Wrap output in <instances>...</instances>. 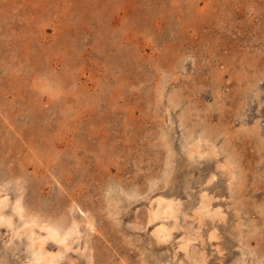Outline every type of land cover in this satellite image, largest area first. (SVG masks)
I'll return each instance as SVG.
<instances>
[{
  "label": "rangeland",
  "instance_id": "1",
  "mask_svg": "<svg viewBox=\"0 0 264 264\" xmlns=\"http://www.w3.org/2000/svg\"><path fill=\"white\" fill-rule=\"evenodd\" d=\"M2 194L0 264H264V0H0Z\"/></svg>",
  "mask_w": 264,
  "mask_h": 264
},
{
  "label": "bare ground",
  "instance_id": "2",
  "mask_svg": "<svg viewBox=\"0 0 264 264\" xmlns=\"http://www.w3.org/2000/svg\"><path fill=\"white\" fill-rule=\"evenodd\" d=\"M7 200L8 197L6 195L2 194L0 196V225L5 223L13 224L11 219L12 215H8L6 213H3L2 211L3 207L8 204ZM160 201L161 200H158L156 203L158 207L160 205ZM208 210L207 207L204 209L207 215L209 214ZM12 211L13 214H16L19 218L22 219V225L26 229L28 264H56L59 258L62 256L61 253L64 252V249H68L70 247L68 242L69 238L72 235L77 236L80 233L78 231V225L76 224L74 219L72 223L70 222L67 226L61 227V225L59 226L56 223L38 220V218L34 214L25 213L24 207L20 203L19 198L14 201ZM152 212L153 217H157L158 219H167L174 216V208L169 201L164 205L163 209L157 208ZM86 224L90 229H92L93 225L90 221L87 220ZM13 229H15V227ZM154 234L158 241H166L168 232L165 228L164 222L158 223ZM48 241H51L53 244H56L60 248L62 247L63 250L57 251L47 249L45 244Z\"/></svg>",
  "mask_w": 264,
  "mask_h": 264
}]
</instances>
